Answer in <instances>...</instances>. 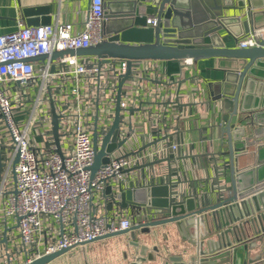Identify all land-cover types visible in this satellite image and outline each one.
Masks as SVG:
<instances>
[{"label":"built area","instance_id":"2783aa9c","mask_svg":"<svg viewBox=\"0 0 264 264\" xmlns=\"http://www.w3.org/2000/svg\"><path fill=\"white\" fill-rule=\"evenodd\" d=\"M108 1L112 0H90L77 31L72 23L61 21L41 26L19 21L15 31L0 35V264H31L143 222L140 210L122 209L113 198L131 182L141 187L171 184L173 202L192 197L169 174L173 163H181L176 155L181 144L169 137L167 110L157 114L148 105L155 101L161 109L204 101L201 88L197 95L181 93L187 70L194 75L192 59L182 60L178 92L164 96L162 85L173 81L162 73L159 61L132 62L131 76L122 88L116 148L93 177L94 134L99 151L114 123L118 85L128 61L96 56L28 61L108 40L104 31ZM262 40L264 27L250 31L237 44L241 49L256 48ZM150 82L155 86L149 91ZM51 102L59 116L62 155L53 136ZM154 132L158 138H151ZM170 154L174 155L170 171H158L153 163ZM216 175L221 200L230 190L225 165L218 166ZM108 186L112 196L105 194ZM157 218L156 213L149 215V220Z\"/></svg>","mask_w":264,"mask_h":264},{"label":"crops","instance_id":"0c3cea01","mask_svg":"<svg viewBox=\"0 0 264 264\" xmlns=\"http://www.w3.org/2000/svg\"><path fill=\"white\" fill-rule=\"evenodd\" d=\"M118 1H108L110 9L116 11ZM43 6L51 8V23H72L77 31L81 29L90 8V0H0V35L15 31L19 21L26 24L20 8ZM253 17L251 31L263 28L264 10L255 11ZM248 34L242 33L239 38ZM224 41L227 47H238L234 37H226ZM193 61L190 70L194 75L190 76L187 70V80L182 84L181 93L193 96L201 88L204 101L198 98L201 100L198 103H185V106L169 104L161 106V109L155 101H149L148 105L157 114L167 110L168 125L172 129L169 137L181 144L176 154L181 158V163H173L171 172L167 162L157 164L156 169L173 174L176 182L180 183L178 188L194 196L197 208H206L220 201L217 193L218 166L225 165V177L230 189L224 192L223 197L233 194L232 161L226 123L223 120L225 112L222 102L214 101L212 93H219V85L227 75L226 71H236V65L218 59ZM182 62L159 61L162 73L173 81L162 85V96L168 92H178L180 82L177 78L182 73ZM248 74L241 91L237 122L232 129L234 179L240 196L249 190L259 196L264 194V59L258 60ZM154 86L150 82L148 90ZM241 132L244 138H241ZM148 133H153L150 127ZM153 136L151 138H158L156 132ZM240 210V207L235 208L236 215L242 213ZM212 214L206 212L194 216L184 221L181 227L170 224L156 229L148 236L140 235V250L130 244L129 235L115 236L72 248L50 264H164V259L170 257H177L185 264H242L246 258L253 259L263 251L261 248H264V244L261 246L256 242L259 239L264 243V234L258 236V227L247 223L248 218L218 229L219 217L216 220ZM235 249L238 255L236 262L233 257ZM229 251L231 260L226 263Z\"/></svg>","mask_w":264,"mask_h":264},{"label":"water","instance_id":"95a60500","mask_svg":"<svg viewBox=\"0 0 264 264\" xmlns=\"http://www.w3.org/2000/svg\"><path fill=\"white\" fill-rule=\"evenodd\" d=\"M110 5L109 3L105 4L104 16V31L109 36L108 40L89 48L56 51L51 55H43L28 60L38 62L46 59L55 61L67 56H96L104 59L119 58L128 61L127 72L121 77L118 85L114 123L99 151H97V134H94L96 154L94 163L90 167L92 177L102 166L109 163L108 154L116 148L122 88L131 76L133 61L218 59L220 62L230 61L236 65V71H226L227 75L219 85V93H212L214 101L222 102L225 112L223 120L226 123L225 130L232 161L231 184L233 194L212 206L197 208L194 197L173 202L171 184L141 187L139 183L131 182L129 189L121 187L113 198L122 209L140 210L143 215V222H138L129 230L109 233L96 241L129 235L130 244L140 250V235L148 236L156 229L170 224L181 227L185 224L184 221L206 212L213 213L212 215L216 217V220L219 217L218 229L229 227L232 223L248 218L249 222L247 223L258 227L256 234L258 236L264 234V194L255 196L251 191L239 195L234 179L235 161L232 141V129L237 122L241 91L253 65L258 60L264 59V40L261 41L260 47L248 49L227 47L224 41L226 37H234L238 41L242 33L248 34L251 31L254 13L264 10V0H119L116 11L110 9ZM20 13L28 26L48 25L52 21L49 6L22 7ZM149 21H154L155 24H151ZM51 116L57 152L62 155L59 134L60 121L52 102ZM111 141L112 143H110ZM121 144L123 142L119 145ZM2 155L0 146V166H2ZM173 158L174 155L170 154L165 160L156 161L153 164L167 162L170 167ZM111 193L112 188L108 186L105 194L110 195ZM249 196L251 198L247 200L246 198ZM239 207L242 213L236 215L235 208ZM109 209L111 210L110 207ZM151 213H156L158 218L149 220ZM5 241L6 239H4ZM70 250L64 249L55 252L31 264H50ZM261 250L263 251L258 253L257 258H246L242 264H264V248ZM233 252L236 262L238 259L237 249ZM226 257V263H229L231 251L227 252ZM164 264L185 263L177 257H170L164 259Z\"/></svg>","mask_w":264,"mask_h":264},{"label":"rangeland","instance_id":"374dc122","mask_svg":"<svg viewBox=\"0 0 264 264\" xmlns=\"http://www.w3.org/2000/svg\"><path fill=\"white\" fill-rule=\"evenodd\" d=\"M257 241H258V242H256V244L260 243L261 246H263V244H264L263 242H260L259 239H258ZM254 247H256V246H254ZM261 249H262V248H261ZM255 258H257V255L255 256ZM255 258H254V259H255Z\"/></svg>","mask_w":264,"mask_h":264}]
</instances>
